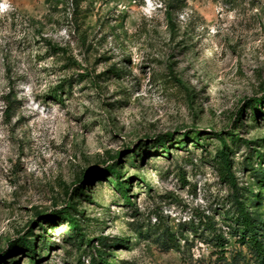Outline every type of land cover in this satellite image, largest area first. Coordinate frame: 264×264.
I'll return each mask as SVG.
<instances>
[{
  "label": "rangeland",
  "instance_id": "rangeland-1",
  "mask_svg": "<svg viewBox=\"0 0 264 264\" xmlns=\"http://www.w3.org/2000/svg\"><path fill=\"white\" fill-rule=\"evenodd\" d=\"M224 150L264 220V0H0V264H226Z\"/></svg>",
  "mask_w": 264,
  "mask_h": 264
},
{
  "label": "trees",
  "instance_id": "trees-1",
  "mask_svg": "<svg viewBox=\"0 0 264 264\" xmlns=\"http://www.w3.org/2000/svg\"><path fill=\"white\" fill-rule=\"evenodd\" d=\"M221 142L224 145V149L228 147L225 139L220 136ZM162 144L165 149L166 139L161 138ZM223 175L227 182L230 184V187L233 191V205L235 207L234 216H233V225L230 226V235L238 237L241 245L236 250H228L226 248L227 242H221L222 235L216 236L217 247L222 250L220 253L222 256V260L225 261L226 264H243L248 262V255L246 254L244 247H247L249 252L253 255L256 262L258 264H264V220L260 219L255 215V213L249 208L245 200H241V196L238 190L237 177L233 172L232 161L229 154L224 150L223 151ZM108 170L116 175L117 178V187L120 190L122 196L127 200V202H131L130 196L124 186V183L120 180L121 173L117 170L116 164H111L108 167ZM66 216L68 218L69 223L71 224L72 230L76 233V235L80 238L83 234L80 232V224L79 220L74 217L71 212L66 208L64 210ZM58 214H54L50 219H56ZM25 244H31L30 241L24 240ZM24 244V243H23ZM172 246L168 245L167 249H170ZM230 252V258H227V253ZM33 256L36 254L34 248L32 247ZM215 254V252H214ZM32 256V257H33ZM99 259L102 263L108 264V252L106 250L98 251ZM3 257V256H0ZM246 261V262H245ZM95 264V262H94Z\"/></svg>",
  "mask_w": 264,
  "mask_h": 264
}]
</instances>
